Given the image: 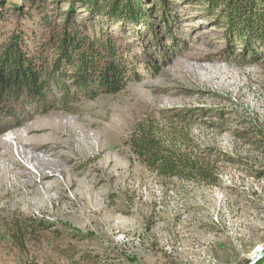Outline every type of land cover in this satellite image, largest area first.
<instances>
[{
  "label": "rangeland",
  "instance_id": "374dc122",
  "mask_svg": "<svg viewBox=\"0 0 264 264\" xmlns=\"http://www.w3.org/2000/svg\"><path fill=\"white\" fill-rule=\"evenodd\" d=\"M4 1L8 32L10 5H29ZM43 1L50 26L61 25L71 0ZM168 4L170 14L147 6L153 32L116 30L140 59V81L0 134V264H249L264 246V52L244 58L204 8ZM145 140L201 176L151 171L132 149Z\"/></svg>",
  "mask_w": 264,
  "mask_h": 264
},
{
  "label": "trees",
  "instance_id": "16d2710c",
  "mask_svg": "<svg viewBox=\"0 0 264 264\" xmlns=\"http://www.w3.org/2000/svg\"><path fill=\"white\" fill-rule=\"evenodd\" d=\"M185 1L215 17L232 36L229 41L239 39L244 58L258 59L264 52V0ZM43 2L28 0L29 8L10 5L18 21L8 32L1 29L7 2L0 9V134L16 128L33 113L65 108L68 101L81 96L115 95L129 82L140 81V59L130 56L125 38L116 30L126 33L125 26H131L137 35L139 27L153 32L148 8L154 6L165 14L171 9L169 0H71L62 24L50 26ZM80 9L87 12V18L78 21ZM24 15L33 22L41 19L39 26H47L48 33L38 35L31 23L24 25ZM169 35L174 47L175 38ZM154 40L158 43V38ZM152 63H146L151 72L157 68ZM159 148L148 140L132 144L138 160L151 171L186 180L201 176L190 163L166 156ZM17 224L15 230L19 231Z\"/></svg>",
  "mask_w": 264,
  "mask_h": 264
},
{
  "label": "water",
  "instance_id": "95a60500",
  "mask_svg": "<svg viewBox=\"0 0 264 264\" xmlns=\"http://www.w3.org/2000/svg\"><path fill=\"white\" fill-rule=\"evenodd\" d=\"M263 259H264V246H262L261 249H259L255 252V254L253 255V258L249 262V264H256Z\"/></svg>",
  "mask_w": 264,
  "mask_h": 264
},
{
  "label": "bare ground",
  "instance_id": "6f19581e",
  "mask_svg": "<svg viewBox=\"0 0 264 264\" xmlns=\"http://www.w3.org/2000/svg\"><path fill=\"white\" fill-rule=\"evenodd\" d=\"M40 163V162H39ZM45 164L41 163V167H43V169L40 171V175L42 179L46 178V173H45ZM50 168V167H49ZM48 167L46 169H49ZM48 177V176H47Z\"/></svg>",
  "mask_w": 264,
  "mask_h": 264
}]
</instances>
